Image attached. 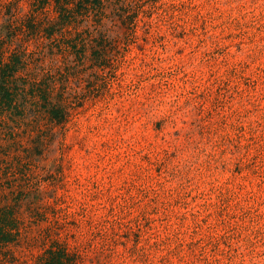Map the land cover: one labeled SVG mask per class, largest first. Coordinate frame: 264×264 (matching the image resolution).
Masks as SVG:
<instances>
[{
	"label": "rangeland",
	"instance_id": "obj_1",
	"mask_svg": "<svg viewBox=\"0 0 264 264\" xmlns=\"http://www.w3.org/2000/svg\"><path fill=\"white\" fill-rule=\"evenodd\" d=\"M33 1L0 0V40L37 77L0 124L8 256L38 264L61 243L80 264H264V0H104L100 24L58 42L19 28ZM49 74L59 123L36 91Z\"/></svg>",
	"mask_w": 264,
	"mask_h": 264
},
{
	"label": "trees",
	"instance_id": "obj_2",
	"mask_svg": "<svg viewBox=\"0 0 264 264\" xmlns=\"http://www.w3.org/2000/svg\"><path fill=\"white\" fill-rule=\"evenodd\" d=\"M49 5H52L55 14L52 18L46 9ZM39 11L44 14L42 17L38 16L41 14ZM105 17L104 0H34L30 16L23 18L24 21L20 22L19 28L26 32V37L46 38L51 42H58L60 39L57 37L58 35L65 36L64 34L70 32L72 26L77 25L84 18H90L94 25H98ZM27 19L30 21L27 22ZM84 37L86 36L83 35V47L88 42ZM76 40L73 46L67 43L65 51L72 50L71 47L75 48ZM12 43L16 45L9 54H5L8 50L5 45L9 47ZM85 51L84 49L79 51L80 58H85ZM31 57L32 54L26 50L25 45L16 42L14 38H2L0 40V124L7 113H20L17 104L18 97L22 91H25V87L31 79H37L35 73L27 71ZM48 76L49 78L39 79L37 82V95L44 102L48 117L57 123L63 122L69 115L66 105L63 104L64 102L62 103L64 90L62 93L59 92L57 98L54 96L56 100L52 101L51 95L58 87L54 75L49 74ZM19 222L13 207L0 206V264L2 261L1 254L4 259L13 258L11 255L8 256L9 250L5 248L17 241ZM79 258L77 252H71L66 245L57 243L55 248L51 247L45 250V253L39 258L38 264H80ZM5 261L8 262L7 259ZM12 264H16L14 258Z\"/></svg>",
	"mask_w": 264,
	"mask_h": 264
}]
</instances>
